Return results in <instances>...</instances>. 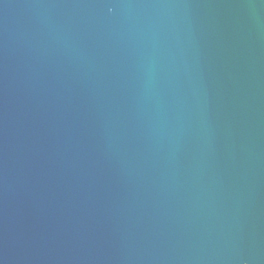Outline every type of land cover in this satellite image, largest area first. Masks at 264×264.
<instances>
[{"label": "water", "instance_id": "1", "mask_svg": "<svg viewBox=\"0 0 264 264\" xmlns=\"http://www.w3.org/2000/svg\"><path fill=\"white\" fill-rule=\"evenodd\" d=\"M0 264H264V0H0Z\"/></svg>", "mask_w": 264, "mask_h": 264}]
</instances>
